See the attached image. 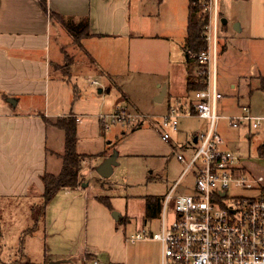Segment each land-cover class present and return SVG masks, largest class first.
Returning a JSON list of instances; mask_svg holds the SVG:
<instances>
[{
  "label": "crops",
  "instance_id": "0c3cea01",
  "mask_svg": "<svg viewBox=\"0 0 264 264\" xmlns=\"http://www.w3.org/2000/svg\"><path fill=\"white\" fill-rule=\"evenodd\" d=\"M218 1L215 0V11L210 18H218L219 37L222 27L223 34L229 33L230 27L229 20L226 19L225 25L222 23L224 18L219 12ZM166 3L167 0H0V200L42 198L43 176L46 173L58 175L62 170L64 155L57 144L63 137L65 139V134L54 124L58 119L72 115L76 121L79 119V135L84 121L81 114H62L65 103H61L59 94H55L54 80L58 81V86L61 85L62 74L67 70L79 72L80 64H83L93 74L106 77V90L101 89L102 92L99 93L102 96L99 101L101 108L112 105L103 96L114 90L113 85L117 87L114 76L125 79L134 70L157 80L158 88L153 94L155 100L166 88V95L161 103L153 100L158 105L167 102L163 114L159 113V118L171 107L192 111L196 99L194 93L187 90V78L192 76L193 67L186 66L188 61L183 50L189 0L183 34H177L175 29L168 28L160 20L155 21L162 14ZM43 5H46L47 10H44ZM51 13L75 23L88 19L89 36L76 42L62 21L58 17L52 18ZM232 23L234 28L238 25L236 31L245 30L236 20ZM172 26L176 28L177 22L174 21ZM227 51L228 48L223 53V62L226 61ZM68 57L72 61L67 65ZM65 64L67 68H64ZM263 65L259 67L256 63L252 65V70L245 74L238 72L236 76L238 81L249 80L247 87L250 97L258 94L264 101V93L258 91V77H264ZM232 88L239 90L240 86ZM118 90L127 99V92L120 88ZM131 106L139 111L138 105ZM244 106H248L253 115L264 117L255 113L251 105L240 103L242 114ZM125 109L130 112L129 108ZM134 114L136 115L135 112ZM194 117L198 118H183ZM247 127L250 131L253 130L248 125ZM104 129L106 130L105 127ZM196 137L194 135L192 143H195ZM169 144L173 148L171 142ZM79 149L78 143V154H86ZM50 153L54 157L51 165L48 163ZM108 157H104V161ZM82 163L89 165L85 161ZM83 170L82 168L80 171L76 189H63L48 204L42 230L39 223L36 229L33 228L31 239L41 235L42 231L45 233L47 251L41 264H81L93 260H98L101 264H126V245L136 242H131L128 240L130 237L125 235L126 226L121 223L122 215L119 213L118 220L115 219L113 213L117 212L111 206L102 204L99 200L101 196L90 191V181L85 177V182L80 183V179L85 176ZM164 200L165 198L161 200V216ZM75 213L79 217L85 214L86 225L81 235V228L76 226V232L74 224L70 223ZM146 213L145 203V216ZM69 229L74 231L73 236L67 232ZM148 240L152 239H144ZM1 258L0 264L16 261L15 256L4 252L1 253Z\"/></svg>",
  "mask_w": 264,
  "mask_h": 264
},
{
  "label": "rangeland",
  "instance_id": "374dc122",
  "mask_svg": "<svg viewBox=\"0 0 264 264\" xmlns=\"http://www.w3.org/2000/svg\"><path fill=\"white\" fill-rule=\"evenodd\" d=\"M208 3L209 7L212 6L214 10L215 0H208ZM187 5L188 0H167L162 14L155 21L160 20L168 28L175 29L177 34H183L187 22ZM218 8L222 18L229 20L230 32L223 34L222 28L224 27H222L218 37L216 78L218 90L223 95V99L218 103L217 113L226 118L238 117L242 114L241 108L239 109L241 103V105H251L255 113L264 115V101L260 95L250 97L247 87L249 80L240 79L238 81L236 76L238 72L245 74L252 70V65L256 63L259 67L264 64V0H219ZM235 20L240 27L243 25L245 30L236 31L232 23ZM174 21L177 22L176 28L172 26ZM224 47L228 48L225 62L222 61ZM70 61L72 59L68 57L66 64L68 65ZM187 63V67H193L192 75H197L198 65L195 66L193 62ZM66 64L64 68H67ZM200 71L203 69L200 68ZM62 75L64 77L62 76L61 85L58 86L57 80L53 83L55 94L57 96L59 94V101L65 103L62 114H81L84 119L78 135V143L79 151L86 153L80 155L81 162L85 161L89 165L85 166L82 163L85 176L80 179V183H84L86 177L90 181V191L94 195L101 196L100 199L108 202L112 210L122 215L121 223L126 226L125 235L127 237L139 232L151 234L160 231L161 215L149 221L146 219V199L158 197L162 200L165 198L184 173L185 165L177 160L170 144L164 142L155 129L159 115H161L159 113L164 112L167 104L166 102L158 105L153 101L155 100L153 94L158 88L157 80L146 76L141 71L134 70L130 71L125 79H118L114 76L117 87L113 85L114 90L103 96L109 99L112 105L101 108L99 101L102 96L99 90H106L105 76L93 74L83 64H80L79 72L67 70ZM94 81H98L99 85L94 86L92 84ZM252 82L255 85V82ZM235 85L240 86L239 90L232 88ZM118 88L127 92L128 100ZM131 105H138L139 111H135ZM126 107L132 114L135 112L137 115L149 114L148 112L152 111L151 125L146 124L141 129L128 127L121 123L112 124L106 130L102 127L100 116H111ZM154 109L156 111H153ZM226 118H220L217 123L219 134L225 142L224 148L240 157L241 165L246 167L245 170L252 174L264 175V158L258 151L264 142V121L259 129L250 131L245 124L239 129L232 128ZM207 128L208 123L205 120L195 117L180 119L178 131H170L171 145L183 153L189 161L191 153L189 149L187 150V146L192 143L194 135L205 134ZM57 145L64 155V137ZM114 153L118 156V164L113 168L112 176L104 179L99 176L97 168L103 163L104 157H110ZM53 161L54 157L50 153L49 165ZM193 182L194 174L190 172L183 186L187 188V185L192 186ZM178 192L183 194L185 189H179ZM239 194L250 195L252 193L240 192ZM41 204V198L35 197L18 201L0 200V259H2L1 253L4 252L6 255L12 254L16 257V261L10 264L28 262L41 264L44 262L47 251L44 243L45 233L42 231L41 235L31 239V229H36L38 223L41 228L45 220L46 215L41 210ZM126 218L129 219L124 221ZM145 221H147L146 224ZM70 223L74 224L76 232H78L76 226L81 228V231L79 230L81 235L86 225L85 214L79 217L75 213ZM67 232L74 235L73 230L69 229ZM60 233L62 234V231ZM126 252L128 257L126 264H161V246L153 240L127 244Z\"/></svg>",
  "mask_w": 264,
  "mask_h": 264
},
{
  "label": "built area",
  "instance_id": "2783aa9c",
  "mask_svg": "<svg viewBox=\"0 0 264 264\" xmlns=\"http://www.w3.org/2000/svg\"><path fill=\"white\" fill-rule=\"evenodd\" d=\"M206 7L211 17L215 10L209 3ZM213 18L207 29L208 48L198 56L201 69H207V87L195 93L192 111L171 107L155 128L169 144L170 131H178L180 119L196 116L207 121V132L197 135V142L187 146L191 153L189 161L172 148L185 171L165 196L160 231L152 235L137 233L128 239L131 242L152 239L160 243L161 264H264V175L245 170L240 157L224 148L218 131V120L226 117L217 113L223 95L216 82L218 18ZM93 84L99 85L96 81ZM242 111L238 117L226 118L232 128L246 124L256 130L262 126L264 117L253 115L248 106L242 107ZM151 119L150 114L135 115L126 109L100 117L106 129L117 123L140 127L150 124ZM190 172L194 174V182L186 188L183 182ZM183 188L185 192L180 194L178 190ZM81 264L101 263L93 260Z\"/></svg>",
  "mask_w": 264,
  "mask_h": 264
},
{
  "label": "trees",
  "instance_id": "16d2710c",
  "mask_svg": "<svg viewBox=\"0 0 264 264\" xmlns=\"http://www.w3.org/2000/svg\"><path fill=\"white\" fill-rule=\"evenodd\" d=\"M161 2L162 0H158ZM208 0H189L188 7V25L186 31L185 44L183 50L186 53L187 61L189 63L198 65L197 75H192L187 78V90L189 93H195L204 90L207 87L208 73L207 69L201 73L200 65L198 64V56L207 50L208 43L207 29L210 23V12L206 5ZM44 10H47L46 5H43ZM52 18L58 17L57 14L51 13ZM62 21L68 32L74 37L76 42L82 37L89 36V20L84 19L79 23L65 20L58 17ZM258 91L264 93V77L259 76ZM252 90L250 93L252 94ZM55 127L62 130L65 134V154L63 156L62 170L58 175L46 173L42 180L44 184V192L42 195L41 210L43 214L46 211L48 204L55 198V196L63 189H76L79 182V174L82 170L81 156L77 152L78 132L77 121L72 115L58 119L54 124ZM259 154L264 158V142L258 149ZM102 204L109 207L108 202L99 199ZM162 209L161 198L150 197L146 199V218H157ZM34 229H31V232Z\"/></svg>",
  "mask_w": 264,
  "mask_h": 264
},
{
  "label": "water",
  "instance_id": "95a60500",
  "mask_svg": "<svg viewBox=\"0 0 264 264\" xmlns=\"http://www.w3.org/2000/svg\"><path fill=\"white\" fill-rule=\"evenodd\" d=\"M222 23L225 25L227 23L226 19L222 20ZM238 25L235 26V29L238 30ZM102 90H99V93H101ZM166 95V88H164L162 90V92L160 93V95L158 96V98L155 100L156 103H161L164 100V97ZM194 142H197V139H194ZM117 154L114 153L112 156L108 157L107 159H105V161L97 168V172L99 174L100 177L104 178V179H109L112 174H113V168L115 166H117ZM119 213H113V217L115 219L118 220L119 218ZM50 264H59L57 262H51Z\"/></svg>",
  "mask_w": 264,
  "mask_h": 264
}]
</instances>
